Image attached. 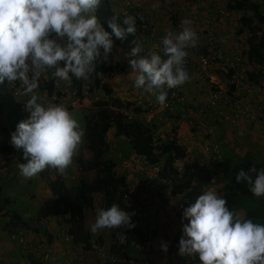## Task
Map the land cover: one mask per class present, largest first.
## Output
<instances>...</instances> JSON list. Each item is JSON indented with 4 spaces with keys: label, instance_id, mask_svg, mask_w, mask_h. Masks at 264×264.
Returning a JSON list of instances; mask_svg holds the SVG:
<instances>
[{
    "label": "clouds",
    "instance_id": "1",
    "mask_svg": "<svg viewBox=\"0 0 264 264\" xmlns=\"http://www.w3.org/2000/svg\"><path fill=\"white\" fill-rule=\"evenodd\" d=\"M101 3L102 0H0V84L19 81L24 94H30L23 102L28 116L17 123L11 134L12 145L21 150L26 161L18 164L24 178H32L46 168L64 173L84 136L79 122L65 106L46 104L36 94L42 73L51 70L52 77L61 81L72 77L88 79L98 63L108 62L112 36L123 39L137 30L136 16L128 15L122 19L124 26L117 23L116 16L108 19L111 32L106 31L95 14ZM180 23V31L169 30L162 37V55L149 52L140 56L138 41L128 54L134 87L156 93L159 106L165 104L167 89L190 79L184 64L187 49L196 45L197 35L190 19ZM175 162L176 167L184 165L181 160ZM235 180L245 182L253 196L264 197V169H241ZM163 183L170 189L169 182ZM226 205V199L216 190L202 192L184 209L179 203L182 235L177 254L198 258L199 264H264V224L244 219ZM95 213L89 226L92 233L119 227L130 231L135 227L131 214L118 204L98 207ZM185 219L187 223H183ZM14 232L20 230L14 229L9 238ZM160 247L167 252L166 242H161Z\"/></svg>",
    "mask_w": 264,
    "mask_h": 264
},
{
    "label": "crops",
    "instance_id": "2",
    "mask_svg": "<svg viewBox=\"0 0 264 264\" xmlns=\"http://www.w3.org/2000/svg\"><path fill=\"white\" fill-rule=\"evenodd\" d=\"M177 1L182 3L185 0ZM210 1L217 4L224 3L226 0ZM144 5L147 16L157 18L159 32L162 33L166 31L170 22L167 18L163 17L161 12L158 10L156 0H146ZM207 11L208 8H206L203 12L206 14ZM234 17H236V20L239 18V11L235 12ZM236 23L237 22L235 21H231L228 24L220 26L218 30L219 37L221 39L227 38L230 34L228 35L226 30L228 29L227 32L231 33L236 26L232 27V29L228 27L233 24L236 25ZM242 33L244 35L246 34L245 31ZM61 42H63V40ZM128 60V56L119 47L113 45L112 51L109 54L108 62L102 63L104 73L100 77L99 81H97V85H94L90 101L91 104L100 99V94H102L103 91L108 90L111 97L118 98L122 103L132 102L135 106H143V101L145 103L147 99L141 98L140 94L143 92L141 89H137L138 94L136 92V94L127 95L129 89H132L134 86V75L130 70ZM39 82H41V80ZM120 82V91L122 90L126 92L124 94L113 90V87ZM182 88L187 95L188 103L174 107L171 111L168 109L164 110L161 106L155 108V110H158L159 114V122H157L156 130L162 129L166 131V129L170 130V127H172L170 137L173 136L175 138V142L182 148L183 153L185 154L184 160L181 161L186 163L187 161L193 159L197 160L206 169L213 172L214 175L212 183L205 188V191L216 190L219 195H222L226 199V206L230 210L242 218L253 219L254 222L264 224V222H261V219H254L253 217L260 214V210L264 209V199H257V205L255 207L248 201V197L251 193H249V196L244 201H241L239 193V202H236L239 206L232 209V203L228 195V192H231L234 193V199L237 196V189L233 185L235 177L233 174L237 173L241 169L246 171L250 166L254 167L252 162L253 157L264 159V138L262 136L261 126L259 124H247L242 119L227 124H213L214 138L219 145L221 154V162L214 165L210 161L207 153L203 150V146L206 144L207 140L201 137L200 132L196 128L188 125L187 123L193 112L197 108L203 107L206 99V85H201L199 83H195L193 80H188L182 85ZM35 92L38 96L42 97V99L46 98L47 94L40 86H38ZM64 99H66V97ZM248 99L264 103V95L260 93L257 94L256 97L252 96ZM149 102L151 104H156V102L154 103L151 100ZM166 111L169 112L168 116L164 114ZM167 119H169L170 122L168 123L169 125L167 124V126H165ZM6 128L7 122L5 116L0 113V198L10 200L9 204H7L8 201L0 202V207L2 209L1 212L17 214L18 219L25 222L26 225L23 226L20 223L15 224L14 222L9 221V219L4 218V216H0V264H30V257L34 258L35 253L37 257L38 252V244L36 246H33V244L37 243L38 239L42 241V237L46 239L45 242L49 246L48 251L50 261L52 260L50 264H99L89 256L87 251L83 250L79 245H74L70 237H67V226L62 222L61 217L54 213L52 207L54 197L50 189L47 187L45 180H43L38 174L32 178H24L20 175L18 168V164L20 163L18 155L20 153L14 152L10 149L11 144L8 139V132L6 131ZM106 141L108 140L106 139ZM120 141H123V143L126 142V140L119 136H113L110 148L112 147V144H114V151H117L119 146L116 145ZM115 155L120 158L119 156L121 154L115 153ZM130 157L131 158H128L127 162L121 158L119 161L113 159L116 163L118 173L119 164H123V171H121V175L126 174L128 171L131 172L133 159L132 156ZM73 165L74 164H71L70 166L73 167ZM70 166L65 170V174L58 175L68 187H70L67 182L68 179L66 178L68 177L66 176L68 173L72 172L76 175V177L73 176V179H76L75 183L79 179V170L76 174ZM162 192L163 195L157 194L154 195L153 199H150L154 201L155 205L159 207L162 206L161 208L164 210H168L170 208L168 211H172L176 208L177 202H179L178 198L175 196L165 197L164 192L166 191L163 190ZM231 195L233 197V194ZM163 199H169L171 207L163 206ZM168 203L169 201H166L167 205ZM161 208H158L159 212H162ZM180 215H182V213H180ZM250 215L252 216L250 217ZM175 218L180 220L182 216H177V213L175 212ZM179 222L182 223V221ZM183 222L185 223L186 219ZM5 226L20 230V232L24 235L25 240L28 242L27 247H30L27 252L24 254L19 252L20 248L16 247L14 244L11 245L10 240H7L1 234L3 233V229L8 230ZM158 250H161L160 245L156 248V251ZM160 255V253L157 254L155 252L153 259H159Z\"/></svg>",
    "mask_w": 264,
    "mask_h": 264
},
{
    "label": "trees",
    "instance_id": "3",
    "mask_svg": "<svg viewBox=\"0 0 264 264\" xmlns=\"http://www.w3.org/2000/svg\"><path fill=\"white\" fill-rule=\"evenodd\" d=\"M227 5L235 11H242L237 31L239 33L247 32V60L252 64L253 71L257 72L264 65V30H260L256 24L260 20L264 22V0H231ZM96 16L105 30L111 32V29L108 28L107 20L114 15L108 0H102L96 11ZM117 23L124 26L119 20H117ZM112 39L113 45L119 47L130 58L128 54L136 44L133 34H127L123 39H117L112 36ZM139 55L144 56L141 55V52ZM253 78L257 81L256 74H253ZM40 80L39 86L49 93L52 90L51 82L44 78ZM72 82L76 87H79L81 83L80 79L75 77H72ZM105 93L108 96V100H96L93 102L91 104L94 108L93 112L90 115L85 114L83 117V130L90 155L84 159H77L79 168L78 181L68 187L53 168H46L38 173L45 180L54 197L52 204L54 213L59 215L62 222L66 224L67 234L72 243L81 246L83 250H89L91 240L89 230L84 225L83 212L85 208L91 207L95 194L100 197L98 207L107 208L115 203L121 209L127 212L129 210L124 199V195L130 191L129 184L124 175L118 174L115 161L107 156L109 143L106 141V135L109 131L112 130L114 136H119L126 140L130 147L137 148L138 154L142 155L148 164L160 165L162 168V179L170 183L169 193L171 196L178 198L182 209L187 207L189 203L194 202L195 198L205 191V188L212 183L214 175L213 172L194 159L184 163L180 169L176 167L174 165L175 160H184L185 157L182 148L174 141L175 138L173 136V140L160 141V143L157 142V139H154V125L145 124L144 119L138 116L146 111L143 107L144 104L143 106H135L132 102L122 103L118 98L111 97L108 90ZM106 106L115 108L111 115L107 114ZM19 107L12 97L7 82L0 84V113L6 119V131L8 132L10 143L11 134L21 120ZM128 112H132V115L128 114ZM18 159L20 163L26 162L22 153L18 155ZM233 185L236 188L237 183L234 181ZM231 194H233V197ZM228 195L232 203L231 208L235 209L239 206L236 203L239 201H236V198L234 199V193L228 192ZM238 197L239 194L237 195ZM1 211L0 207V216H4V218L15 224L26 225L25 222L18 219L17 214L3 213ZM253 217L264 222V209L260 210V214ZM131 223L135 227L130 231L124 227L111 229L116 233H127L130 236V240L121 246L116 244H110L109 246V252L120 259L122 264H124L123 260L127 258L129 252L138 249V244H141L145 237L143 230L138 227L135 219H131ZM185 223H187V220ZM96 241L101 243L103 240L98 236ZM143 247L142 245L139 248L140 252L143 251ZM29 262L30 264H43L31 257ZM147 264H150V262L147 261Z\"/></svg>",
    "mask_w": 264,
    "mask_h": 264
},
{
    "label": "built area",
    "instance_id": "4",
    "mask_svg": "<svg viewBox=\"0 0 264 264\" xmlns=\"http://www.w3.org/2000/svg\"><path fill=\"white\" fill-rule=\"evenodd\" d=\"M108 1L113 15L118 17L119 22L122 24V19L125 16H136L137 30L133 34V38L136 42H139L142 49L141 53L143 54L161 52L162 55L161 39L166 32L169 30L174 33L180 31L183 27L180 21L184 18L192 21L191 27L196 32L197 42L194 47L187 49L188 54L185 58L184 67L189 73V80L206 85V99L203 107L197 108L187 123L196 128L200 132L201 137L207 140L203 146V150L214 165L221 162V154L219 145L214 138L213 124H227L242 119L250 125L259 124L264 138V103L239 98L238 94L239 87L247 76V38L243 33L237 31L238 27L227 38L221 39L218 35L219 27L228 24L234 19L236 11L227 5L231 0L217 4L212 3L210 0H185L182 3L177 0H156L158 10L170 22L168 29L162 33L158 30L157 18L147 16L145 12L144 2L146 0ZM206 8H208V11L205 14L203 10L205 11ZM139 17H142V20ZM103 73V65L102 63H98L95 72L88 79L80 78V86L76 87L73 85L72 79L70 81H61L58 78L52 77L51 70L45 71L41 77L51 82L52 90L49 93L45 91L47 95L45 99H42V102L46 104H62L65 107L69 105V102H66L68 98L78 100L82 97L85 101L90 102L94 85ZM7 85L11 90L13 99L20 106L21 120L26 119L28 113L24 109L23 102L30 94H24L23 87L19 81L7 82ZM66 92L70 96L67 97L65 95ZM65 97L66 99H64ZM107 100L108 96L103 94L101 101ZM185 103H187V95L181 85L176 88L167 89L165 104L161 107L173 110L174 107ZM10 149L14 152L22 153L21 150L15 148L13 145H11ZM178 168H181L180 164H178ZM127 197L128 193L124 195L125 204L128 206ZM136 216L137 219L144 216V214L139 211L136 213ZM138 227L140 226L138 225ZM140 228L145 234L143 238L145 242L149 236L146 235L145 229ZM116 235L117 241L113 244L118 246L130 240V236L127 233H116ZM10 238L21 250H26L25 238L21 232L12 233ZM102 243L103 241L100 243L96 239L93 240L91 238L89 250L103 255L104 246ZM109 246L106 248V256L108 257L106 261L109 264L121 263L120 259L109 252ZM38 248L41 254L40 258L43 261L48 260V251L45 248H41V246ZM123 261L126 264H133L132 260L125 259ZM134 264H147V260L143 258Z\"/></svg>",
    "mask_w": 264,
    "mask_h": 264
},
{
    "label": "rangeland",
    "instance_id": "5",
    "mask_svg": "<svg viewBox=\"0 0 264 264\" xmlns=\"http://www.w3.org/2000/svg\"><path fill=\"white\" fill-rule=\"evenodd\" d=\"M201 8H204V7H201ZM240 14H242V11H239V17H240ZM233 21L237 22L236 25L233 24L232 26H230L228 28L232 29V27H234V26H236V27L239 26V24H238L239 18H237V20H236V17H234ZM256 24L260 28V30H264V22L263 21L260 20L258 23L256 22ZM227 30H226V33L228 35L231 34V33H228ZM232 31H234V30H232ZM245 33H246L245 34V36H246L247 32H245ZM157 53L161 54V52H157ZM246 67H247V76L243 80L242 85L239 87V98L248 99L249 97H252V96L256 97V95L259 93L264 95V65H262L260 67V70L257 71L258 73L256 71H253V66L249 61H247ZM253 74H256L257 81H255V79L253 78ZM120 85H121V82L119 84H116L113 87V90H115L121 94L126 93L122 90L120 91V87H121ZM136 92H137V88H135L133 86L132 89H129V91L127 92V95L128 96L133 95V94H136ZM103 94H104V91L102 92V94H100V97H102ZM137 94H138V92H137ZM65 95L67 97L70 96V94H68V92H66ZM114 95H117V94H114ZM140 95H141V98L147 99L145 103L143 101V104H144L143 107L146 111L142 114H139L138 116L140 118L144 119L143 121L145 124H147L149 126L154 125V127H155L154 134H153V136L155 137L154 139H157L158 140L157 142H159V143H160V141L173 140V138L170 137V131H171L172 127H170V130L166 129V131H164L162 129L156 130L157 122H159V117H158L159 114H158V110H155V108H157L159 105L151 104L149 102L151 100L152 102L155 103L156 93L150 94V93L142 92ZM91 97H92V94H91ZM66 102H69V105L66 106V109L79 122L80 126L83 129V125H84L83 117H84V115L85 114L90 115L94 110V108L91 106V103L88 102L87 100L85 101L82 97L79 98L78 100H73V99L71 100L68 98ZM113 111H114V108L106 107L107 114L111 115ZM164 114L168 116L169 112L166 111V112H164ZM166 122L167 123L165 126H167V124L170 122L169 119H167ZM163 128H164V126H163ZM113 136L114 135H113L112 130L109 131L106 135V139L109 142V149L107 152V156L112 158V159H116L117 161H119V159L121 158L125 162H127L128 158H131L130 156H132L133 163H132L131 172L128 171L126 174H124L125 178L128 181L129 187H130V191L128 192V197H127V204L130 208L129 213L131 214V219L132 220L135 219L136 224H138L140 227L145 229L146 235L149 236L147 238V241H145L146 243L143 241V243H145V244H142L141 242H139L144 246L142 249L143 250L142 252L139 251V248L142 247V245L138 244V249L129 252V255L127 256L128 259L127 258H125V259L132 260L133 264L138 262L139 260H142L143 258H146L150 262V264H199L198 258H191L190 259L188 257H181L177 254L178 241L182 235V223L179 222V221H182V219L179 220L178 218H175V212L177 213V216H180V217L182 216V215H180V212L178 213V210H177L178 206H179V202H177L176 208H174L172 211H168V210H170V208L168 210H164L163 208H161L162 206L159 207V206L155 205L154 201L152 200L154 198V195H157V194L163 195L162 194L163 190L166 191V192H164L165 197L171 196L169 193V186L166 184L164 185V183L162 181V175H161L162 168L160 167V165L148 164L146 162V160L144 159V157L142 155L138 154L137 148L129 147L128 144L126 142H125L126 144L123 143V141H120L116 145L119 147L117 148L118 149L117 151H114V144H112V147L110 148V143L113 140ZM165 138H166V140H165ZM115 153L121 154L119 156L120 158L116 157ZM89 155H90V153H89V150L87 148V139H86V135L84 134V136L82 138V143L80 144L77 152L75 153V155L73 157L74 159H73L72 164H74L73 167L75 169L72 166H70V168L72 170H74L75 173L77 174V171H78L77 159H84V158H87ZM181 162H182L181 164H184V161H181ZM252 162L254 164V167L257 170L264 169V159L253 157ZM174 164L176 165V162ZM122 165L123 164H119V173L120 174H121V171H123ZM54 171L58 175L61 174V173H58L56 171V169H54ZM117 172H118V170H117ZM62 174H65V173H62ZM233 175L235 176L236 173ZM66 176H68V177H66L68 179L67 180L68 185H70V186L74 185L76 179H73V176L76 177V175L74 173L70 172ZM142 180H145V181H142ZM234 181L236 182L235 177H234ZM236 183H237V186H236L237 195L240 193V199H241V201H244L249 196V193H251L249 191V186L243 181L239 182V183L236 182ZM150 198H152V199H150ZM257 199L263 200L264 197H259V198L256 197L255 198L254 196H252V193L248 197V201L251 203L252 206H255V207L257 205ZM1 201H8L7 204H9V202H10V200H5L3 198H0V202ZM11 201H13V200H11ZM99 201H100L99 195L95 194L93 199H92L91 207L84 209V212H83L84 225L88 230H89V226L95 220V214H96L95 210H96V208H98ZM166 201H169L168 205L166 204ZM236 201H239V197L237 198V196H236ZM162 205L171 207V202L169 199H163ZM158 208H161L162 212H159ZM139 211L145 215L140 217V218L138 217L136 220V217H137L136 213H138ZM169 219H172V220H169ZM5 227H7V226H5ZM13 230H14V228L11 227V228H8V230L3 229V233H1L7 240H10L11 245H13L14 243L11 241L8 234H10ZM89 233H90L93 240H95L96 237H98V236H100L102 238V240H103L102 245L104 246V252H103V255L99 254L98 252H94L92 250L87 251V253L89 254L90 257H92L95 260V262H98L99 264H109L106 261L108 258L106 256V248L110 244H113L117 241L116 240V236H117L116 233L114 231H112L111 229H101V230H98L96 233H92L89 231ZM152 233H154V235H152ZM45 240L46 239H44V237H42V241H40L38 239L37 243L33 244V246H36L38 244V246H41V248L43 247V248H45V250L48 251L49 246L47 245ZM161 242L167 243V245H168L167 252H164L162 250L156 251L157 246L161 245ZM25 243L28 244L27 241H25ZM18 248H20V247H18ZM29 248L27 247L26 250L28 251ZM19 250L18 251L23 253V254L25 252H27V251H21V249H19ZM155 252L157 254L158 253L161 254L160 255L161 259L160 258L159 259H153V255L155 254ZM38 254L39 253L37 252V257H36V253H35L33 259H36L37 261H39L40 263H43V264H50L51 263L52 260L50 261V256H49L48 260L43 261V260H40V257H39L40 254L39 255ZM119 264H122V263H119ZM124 264H126V263H124Z\"/></svg>",
    "mask_w": 264,
    "mask_h": 264
}]
</instances>
